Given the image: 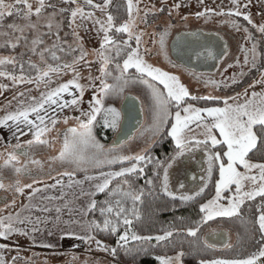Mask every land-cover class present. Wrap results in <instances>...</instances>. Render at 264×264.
I'll use <instances>...</instances> for the list:
<instances>
[{"label": "rangeland", "instance_id": "374dc122", "mask_svg": "<svg viewBox=\"0 0 264 264\" xmlns=\"http://www.w3.org/2000/svg\"><path fill=\"white\" fill-rule=\"evenodd\" d=\"M7 2L14 3V0H7ZM29 2L33 4V9L38 6L37 0H29ZM46 3L51 5L47 6ZM134 3L138 4L139 7V14L136 16V27L134 31L136 33H144L142 36L141 52L143 54L144 49H148L147 54H145V59L150 64L179 76L181 82L187 86L191 96L218 97L220 99L217 100H221V104L211 107H223V100L225 98L235 97L238 98L240 103H243L245 99L243 93L245 90H247L249 96H251V93L254 91L258 93L264 91V84L257 83V81L261 79L262 73H264V35L258 31V26L264 24V0H250V2L249 0H240L241 11L251 14L252 23H249L243 15L237 17L215 14L222 11L227 12L229 9H232L234 7L233 0H134ZM93 4L100 3L93 1ZM176 4H179L180 7L176 8ZM244 5H248L247 9L243 7ZM77 6L78 5L69 11L70 14L65 17L64 13L66 10L61 7L59 0H45V7L40 16H36L33 11L30 21L23 18V13L20 15L15 14V18L17 17V19H14L12 16V19H10V16H5L3 20L0 21V44L10 42L9 45L11 48H15L14 52L9 48L1 49L0 58L12 57L16 61L14 64L0 65V71L10 72L18 78L22 75V73H20L21 65L23 66V72L25 70L29 72L32 71L33 73L36 72L34 77H38V69L47 70L49 65L55 68L57 66H63L64 64H72L73 60H76L80 56L81 46L83 50L87 52L85 59L79 60L74 65L76 72L79 73V81H85L83 82L85 83V92L82 101L78 107H66L61 109L52 106V108L48 110L47 115L49 117H58L55 128L43 137L50 142L49 144L34 143L29 146L27 141L32 140L33 136L26 125L21 124V131H17L15 124L10 121L8 128L10 132L9 135L6 134V130H1V125L0 142L5 139L7 142L1 147L0 161L8 160L9 152H15L17 156L22 154L28 155L29 159L27 163L19 159L15 163H11L7 166L4 164V161L1 166L0 182L3 183L4 187L0 188V214L11 210L14 211L17 208V202L22 199L24 200L26 195L35 191L34 189L38 187L37 185L42 184L38 181L39 177L46 176L49 173H64L65 171L75 170L74 165L61 162L59 159H53V157L59 156L63 146V138L60 137L59 134L66 126H68L69 129L70 126L75 123L72 121V119L75 120V115H81L82 111L87 112L88 109H91L99 93L100 80L97 78L101 77V62L97 58V52L100 50L101 44L103 43L104 32L100 29V24L95 21H106L107 13H111L114 17L115 25L119 27L121 23L129 18L127 0H114L113 2L111 0V3L103 11L91 5L96 11L91 10L85 12L93 13L91 18H81L77 15L73 22L71 13ZM206 8L214 10L213 13L201 17L196 16L197 12H202ZM146 12L148 13L147 17H145ZM133 15L135 16L136 14L133 13ZM65 19H68L69 22L67 26ZM231 21H235L238 27H234ZM30 22L34 23L36 27H28ZM12 24L18 25L23 31L21 32L17 29L10 28L9 25ZM49 24H51V27L48 26ZM195 28L218 33L227 46L226 55L219 67L213 72H199L188 69L179 65V63L175 62L172 58L171 43L173 36L176 33ZM165 29L168 30V36L165 41V49H161L158 42L160 38L158 34ZM245 29H248V32H245ZM249 33H251L255 40L248 38ZM110 35L117 41H120L121 38L122 40L128 39L126 33H117L115 30H113ZM34 39L42 41V43L35 45V52L32 51L34 47L32 41ZM254 42L257 43L258 53L257 66L255 68L252 67L250 55L249 63H244L246 55L245 49H250ZM13 44L16 46L12 47ZM135 46V42L133 41L132 47L134 48ZM105 47L108 49L109 54L115 56L111 46L106 45ZM27 50L29 52L25 54ZM165 51L167 55H165ZM41 52H43V59H41ZM53 53L55 57H57L56 59L53 58ZM125 58L126 56L124 53L119 57H115L113 62L108 65L107 70L113 75H118L119 71L116 69V64L119 63L122 65ZM32 65H36V67H32ZM229 65H231V67H229ZM241 72L244 74L241 75ZM74 75L75 73L72 72L71 69L62 68L61 71L50 76V80H48L47 83L40 81L47 85H37L39 82H33V84L28 83L26 85L24 84L25 81L20 82L19 79H17V81L14 82L9 81L7 76H0V103H2V97H5L14 86H17V88L19 87L20 89L18 88L16 90L20 94L13 99L14 107L11 111L15 112L32 104V97H36L37 100H39L42 93H46L56 88L58 85L73 79ZM127 75L132 78L139 76L134 69H130ZM145 79L150 78L145 77ZM108 82L114 83L111 77H109ZM93 84L95 87H93ZM250 85L252 86L250 87ZM157 86L162 88V86ZM13 92L12 90L11 93ZM72 92H78L79 94V90L74 87L72 88ZM238 94L240 95L238 96ZM65 95L68 96V99H66ZM100 95L103 96V94ZM128 95L133 96L139 103L142 114L141 123L133 127L132 137L124 140L120 144H106L96 135V140L104 146L102 152L99 153L101 158L105 155L146 154L166 129H168V132L170 131L171 124L174 123L173 115L169 118L168 123L162 130L154 135L156 121L151 91L145 84L140 83L138 80L136 83H130L122 94H110L103 97L105 107L118 106V104H121L120 107L122 108L125 102H127ZM64 96L65 100L70 101L72 98L68 93H65ZM187 99H190V97L186 98V100ZM61 102L63 103V101ZM233 102L232 99H229V103ZM6 107H9V105H6ZM45 107L48 108L47 105ZM172 111L174 114L175 109L173 108ZM43 114L44 113H42V115ZM65 117L68 118L67 123H64ZM49 127H51L50 124ZM192 127L195 129V125H192ZM196 131L199 132L200 130L196 129ZM17 144H20L21 147L16 148L15 146ZM203 147L204 145L193 147L190 151H186L183 156L174 155V158H171L172 161L169 164L171 167L168 172L173 175L169 180L172 182L175 191H181L180 189H184V187L187 189L186 186L191 182L194 184L196 183V187H192L191 190L195 188L196 190H200V188L204 187L206 184V177H204L206 171L202 169V162L204 158L208 160L210 151L208 153ZM92 151L95 152L96 150ZM33 161H39V163H33ZM129 162L130 161H124L122 163L117 162L111 166L105 165L102 168H95L90 165H85V167H87V172H92L94 170L117 167ZM128 166L130 167V165ZM15 168H21L22 171L16 173ZM200 169L202 170L199 171ZM240 171H244L242 166L240 167ZM76 173L86 172L76 170ZM17 181H19V185H17ZM25 185H31V187H24ZM181 185H183V187H181ZM17 186L24 187L23 193L16 191ZM114 186L113 191L117 188H121L125 192H132L128 184L124 181ZM247 188L248 186H246L245 190H247ZM226 191L228 190L222 193V197H225V199L220 201V203L225 206L230 203V200L227 198L235 194V186L230 190V194L225 195ZM162 192V187L155 190L157 194H161ZM206 192L207 191H205L204 195ZM215 195L209 200L213 199ZM117 197L119 199L121 198L120 196ZM126 200L128 202L131 201V199ZM209 200L203 204L207 203ZM262 204H264V198L261 197H257L255 200H246L241 206L238 215L231 217H215L210 221L203 222V224L198 227L199 231L195 236L190 235L188 231H186V237L184 236L185 239L175 236L173 233L172 237L168 238L166 241H157L153 237L150 241L129 239L126 245L123 244V242H117V244L112 246L103 242L109 246V248H116L115 255L110 251H104L103 248L98 247L87 249L78 255H74L71 252H51L49 254L48 252H38L24 248L18 240H14L13 237L8 236L7 238L0 237V245H6V247H0V257L4 259L5 264H133L132 258L134 256L148 249H154L157 254L155 256L157 260H159V257H171L173 258L172 264H200L201 261L246 259L253 253L258 252L260 248H264V233H261L263 238L262 241L256 243L249 254H233L231 252L237 245L235 242L236 233L234 234L231 227H235V224L241 223L243 220L251 217L254 218L258 226V216ZM128 231L130 235L133 232L132 230ZM218 235L221 237L214 243L208 241V237ZM201 245L206 247L203 252L198 250V247ZM98 252H100L99 255H97ZM181 252H183L184 255L177 261L175 258ZM106 254L109 255L110 259L103 258ZM207 254L211 255L212 258L204 257ZM97 256H101L102 258H99L97 261ZM59 261H61V263H58ZM261 261H264V258H261Z\"/></svg>", "mask_w": 264, "mask_h": 264}, {"label": "snow or ice", "instance_id": "6c2138e0", "mask_svg": "<svg viewBox=\"0 0 264 264\" xmlns=\"http://www.w3.org/2000/svg\"><path fill=\"white\" fill-rule=\"evenodd\" d=\"M85 3L103 11L111 3V0H104L103 5L93 4V0H85ZM37 4L38 6L33 9V4L30 3L29 0H14V3H9L7 0H0V21H2L5 16H12L14 14L20 15L21 13H23V18L25 20L30 21L33 11L36 16H40L45 7V0H37ZM233 4L234 7L227 12L222 11L215 14L237 17L243 15L249 23H252L251 14L241 11L240 0H233ZM247 6L248 5H244L243 7L247 9ZM175 7L179 8L180 5L176 4ZM213 11L212 9L206 8L202 12H197L196 16H205L206 14L213 13ZM127 12L129 18L121 23L119 27L115 25L114 17L111 13H107L106 21H95L100 24V29L104 32L103 43L101 44L100 50L97 52V58L101 62V77L97 78L100 80L99 93L91 106V110L88 112H81L84 119L76 117L77 126L69 128L63 133L62 149L59 156L53 157V159H59L61 162L75 166V170L65 171L63 173V175L70 178L75 176L76 170L87 172V167H85V165L102 168L105 165L111 166L117 162H132L130 167H121L119 171L100 172L99 177L102 179V183L95 185L96 191L98 192H105L115 177H125L129 174L143 173L144 168L140 165L151 161L152 158L149 155L139 153L133 155H105L101 158L99 153L102 152L104 146L95 139L92 131L98 116L102 117L105 125L109 127L115 129L119 126L120 111L114 106L105 107L103 97L110 94H122L130 83H136L138 80L140 83L145 84L151 91L156 121L154 135L160 132L168 123L169 118L174 115V123L171 124L169 135L175 141L177 156H183L186 151H190L193 147H198L200 145H204L205 148L209 146L213 149L216 146H220L221 148V151L210 152L208 155L209 179L211 178L213 166L217 161L219 162V179L216 181L215 197L200 206L201 211L205 213L201 222L210 221L215 217H231L238 215L241 206L246 200H255L257 197L264 198V162H253L250 158V153L258 149V141L261 146L264 147V91L259 93L254 91L251 93V96H249L247 90H245L243 93L245 97L243 103H240L238 98L235 97L225 98L223 100V107H196L192 103H186V98L189 97L192 100H217L220 98L213 96H191L187 86L181 82L179 76L150 64L145 59V54H147L148 49H144L143 54L141 52L142 36L144 33H136L134 31L136 27V16L139 14L138 4L134 3V0H127ZM133 13L136 15L134 16ZM71 15L74 22L77 15L81 18H91L93 13H85L83 8L77 6V8L72 11ZM147 15L148 13L146 12L145 17H147ZM231 23L234 27H238L235 21H231ZM48 26L51 27V24ZM9 27L21 32L23 31V29L16 24L9 25ZM28 27L35 28L36 25L30 22ZM113 30L117 33H126L128 39L121 41L115 40L113 36L110 35ZM258 31L264 35V24L258 26ZM245 32H248V29H245ZM158 35L160 37L158 41L160 47L161 49H165L168 30L165 29ZM248 38L255 40L251 33H249ZM133 41L136 45L134 48L132 47ZM39 43H42L39 39H34L32 41L34 46L32 49L33 52H35V45ZM106 45L112 47L115 56L109 54L108 49L105 47ZM15 46V44L12 45V47ZM122 53H124L126 58L123 60L122 65L119 63L116 64V69H118L119 74L113 75L107 70L108 65L113 62L115 57H119ZM245 53L244 63H249L250 55L252 67L255 68L258 60L257 43L254 42L250 49L246 48ZM40 55L41 59H43V52H41ZM165 55H167L166 51ZM208 55L215 58L211 50H208ZM86 56L87 52H85L81 46V54L76 60H73L72 64H64L63 66H57L55 68L49 65L47 70L38 69L37 79L45 83L50 80L51 73H57L61 71L62 68L71 69L75 75L73 79L58 85L56 88L46 93H42L39 100H37L36 97H32V104L15 112H9L3 118H0V125L8 127L9 121H11L15 124L17 131H21V124L26 125L33 136L32 140L27 141L29 146L34 143L49 144L50 142L43 137L55 128L58 117H49L47 112L52 106L61 109L79 106L85 92V85L79 83V73L75 71L74 65L79 60H84ZM53 58H57L54 53ZM15 62V59L12 57L0 58V65L14 64ZM32 67H36V65H32ZM229 67H231V65H229ZM130 69H134L139 76L136 78L128 76L127 73ZM21 73H23L22 65ZM240 74L243 75L244 73L241 72ZM0 76H7L14 82L17 81V79H19L20 82H24L25 80L23 75L18 78L12 73L4 71H0ZM109 77H111L114 83L108 82ZM145 77L150 79H145ZM28 82L32 83L33 80L29 78ZM257 83L264 84V73H262L261 79L257 81ZM157 85L162 86V88ZM251 86L252 85H250V87ZM73 87L79 90L78 95L72 92ZM93 87H95L94 84ZM65 93L72 96L70 101L64 99ZM100 94H103V96ZM239 95L240 94H238V96ZM229 99H232L234 102L229 103ZM61 101H63V103H61ZM46 105L48 108L45 107ZM173 108L176 109L174 114L172 111ZM42 113L44 114L42 115ZM67 122L68 118L65 117L64 123ZM49 124L51 127H49ZM192 125H195V129ZM257 126H259L260 136L254 131V128ZM196 129L200 131L197 132ZM15 147L20 148L21 145L17 144ZM225 148L226 150H224ZM92 150L96 151L93 152ZM18 160L19 157L15 152H9L8 160L5 161V164L7 166L13 161ZM33 163H39V161H33ZM241 166L244 171H240ZM169 167H171V165H169ZM21 171V168H15L16 173H20ZM86 179L93 180L97 179V177L86 176ZM124 182L126 184L129 183L127 180ZM16 183L19 185V181ZM57 183H60V181H57ZM75 183L81 182L75 181ZM148 183H152V181L149 180ZM233 186H235V194L227 198L230 200V203H228L227 206L221 204L220 201L225 199V197H222V193L225 190H231ZM246 186H248L247 190H245ZM3 187V183L0 182V188ZM24 187H31V185H25ZM24 187L17 186L16 191L23 193ZM129 187H131L130 184ZM181 187H183V185H181ZM163 190L169 196L174 195L168 188L167 170L164 172ZM36 191H40V189H36ZM203 191L204 188L201 187L200 190L195 193V196H200ZM110 195L112 197L120 196L121 198L116 199L114 203L109 200L104 201L105 207L100 208L101 215L105 217L103 222L101 223L96 220L90 221L87 226V233H91L95 230L118 232L120 219L122 217L126 230L119 236L118 243L123 242V244L126 245L129 239L137 241L152 240L153 237L151 236H140L135 232H132L130 235L127 230L131 227L133 221L129 219L127 215L129 210L125 206L126 199H131L133 204L131 211L134 215H138L136 213L135 204L140 200L142 191L134 194L131 191L125 192L121 188H117L111 191ZM195 196L184 195L181 196L180 199L182 201H188L194 199ZM96 206L97 202L92 200L88 207L89 210H91L95 209ZM59 211L60 210L57 209V212ZM110 217H115V219ZM12 220L13 217L11 215L0 217V237L7 238L13 232L21 231L13 227L11 223ZM20 222L23 223V221ZM75 223L79 222L76 221ZM258 226L261 233H264V204L261 205V211L258 216ZM35 231H37V229L34 227L33 232ZM187 231L190 235L195 236L199 228L190 227ZM24 234L26 235L27 233ZM65 235L76 234L74 232H68L65 233ZM172 235V231L166 230L163 235H158L155 239L157 241H166L168 238L172 237ZM78 239L95 241L98 248H103L104 251H110L113 255L116 253V248H109L103 241L96 240L93 235L86 234L84 236H79ZM0 247H6V245H0ZM183 255L184 253L181 252L175 259L179 261L180 257ZM261 258H264V248H260L258 252L253 253L246 259L201 261L200 264H264ZM158 259L161 261V264H172L173 262V258L171 257H159ZM0 264H5L2 257H0Z\"/></svg>", "mask_w": 264, "mask_h": 264}, {"label": "trees", "instance_id": "16d2710c", "mask_svg": "<svg viewBox=\"0 0 264 264\" xmlns=\"http://www.w3.org/2000/svg\"><path fill=\"white\" fill-rule=\"evenodd\" d=\"M93 1H96L97 3H100L102 5L104 4V0H93ZM113 1L114 0H112V2ZM59 3L61 4V7L64 10H66V12L64 13L65 17L70 14L69 11H71L76 5L83 8L84 12L91 11V10L96 11V9L91 7V5L86 4L85 0H59ZM48 5H51V4H47V6ZM53 7L56 8L55 6ZM12 17H14V19H17V17L15 18V14L12 15ZM10 19H12L11 16H10ZM65 21H66V26L69 25L68 19H65ZM20 39H25V38H20ZM121 40L122 38L120 39V41ZM9 43L4 42L0 44V50L9 48L11 51L14 52L15 48H11ZM27 52L29 51L28 50L25 51V54H27ZM35 74L36 72L33 73L32 71L29 72L25 70L22 73L24 77L25 76L27 77V78L25 77L24 84L29 83L28 82L29 78H31L33 82L40 83L37 77H34ZM52 75H54V73L50 74V76ZM7 79L9 81H13L10 78H7ZM18 88L17 86H14L12 90L17 91L16 89ZM221 102H222L221 100H207V99L192 100L191 98L186 100V103H192L199 107L218 106L221 104ZM116 108L118 109V107ZM120 120H121V116H120ZM120 120H119V123H120ZM117 130H118V127L115 129L112 127H109L105 125L102 117L98 118L95 131H96L97 137L104 143L111 144L115 138V134L117 133ZM254 131L257 132L258 136L261 135L259 126L254 128ZM205 149L210 152L221 151L220 146H216L214 149L209 146L208 148H205ZM224 150H226V148ZM176 153H177V149H176L175 141L169 135L168 129H166L160 135V137L155 141L152 147L146 152V154L149 155L152 159L150 162L142 163L140 165L141 167L144 168V172L139 173V174H129L125 177L120 178V180H123V181L127 180L129 182L128 186L129 184L131 185L130 189L132 190L134 194L140 193L142 191L140 200L137 201L135 204L136 213L138 215H134L131 211L133 207L132 201L128 202L126 200L125 206L129 210L127 212V215H128V218L133 221L131 227L127 230H130V231L132 230L133 232H135L137 235H140V236H151L154 238L158 235H163L164 231L167 230V231H172L175 236L185 239L186 231L188 228L199 227L200 225L203 224V222L201 221L205 213L201 211L200 206L204 202L212 198L216 193V181L219 178L218 162H216L213 166L212 176H211L210 184H209L206 194L203 195L198 200L182 201V200L175 199L172 196L165 195L163 193L161 194L152 193V188L154 187L155 183L159 179L160 169L165 164H167V162L171 160V158ZM250 158L253 160V162H264V147L261 146L259 141H258V149L250 153ZM131 163L132 162L125 163L115 168H121V166L126 167L128 165H131ZM62 175L57 174V173H53V174L49 173L48 175L44 177H39L38 181L42 184L37 183L39 185H37L38 187L36 189H40V187H42L43 184L47 182L49 183L53 180L61 179L59 177ZM63 178L66 179L68 178V176H64ZM149 180H151L152 183H148ZM115 181H113L111 186H109V188L106 189L105 192H100L95 196L94 200L97 202V206L95 209H91L89 211L88 222L96 220L102 223L105 217L101 215L100 208L105 207L104 201L109 200L112 203H114L116 199H119L117 196L112 197L110 195V192L113 191L112 187L116 183ZM228 194H230V190L225 192V195H228ZM27 197L28 195H26V197L24 198H27ZM16 204H17L16 207L20 205L19 202H17ZM110 218L115 219V217H110ZM231 228L234 234L236 233L235 242L237 245L236 247L233 248V251L231 252L233 254H236V253H239L241 255L249 254L252 248L255 247V244L260 243L263 239L261 236V232L258 226L256 225L254 218L252 217L243 220L241 223L239 222L235 224V227L232 226ZM125 230H126V227L124 226L123 218L121 217L118 232L95 230L92 232V235L95 236L97 240L103 241L104 243L114 246L115 244H117L119 240V236L122 235ZM9 237H11V234L9 235ZM205 248H206L205 246L201 245L200 247H198V250L203 252ZM156 255L157 254L154 249L153 250L148 249L134 256L132 258V263L133 264H161L160 260H157L155 258ZM204 257L212 258V256L208 254L205 255Z\"/></svg>", "mask_w": 264, "mask_h": 264}, {"label": "crops", "instance_id": "0c3cea01", "mask_svg": "<svg viewBox=\"0 0 264 264\" xmlns=\"http://www.w3.org/2000/svg\"><path fill=\"white\" fill-rule=\"evenodd\" d=\"M79 82L83 85L85 84L83 83L85 81H79ZM29 84H33V83H29ZM40 84L47 85L44 84V82H40L37 85ZM11 91L8 92L5 95V97H2L3 100L2 103H0V118L4 117L7 113L12 111L14 107L13 99H15V97L18 94H20L18 93V91H14L13 93H11ZM75 93L78 94V92ZM66 99H68V96H66ZM6 105H9V107H6ZM120 106L121 104H118V106L116 107H118V109L120 110L121 109ZM90 110L91 109H88V111ZM75 116L84 119V117L79 114ZM98 118L99 116L97 117V120L94 123L92 129L94 137L96 136L95 129ZM72 121H74L75 123H73L70 126V128L77 126V120L72 119ZM121 122H122V114H121V120L118 126V130L120 128ZM9 125H10V121H9ZM8 128L9 126L6 128L2 126L1 130L2 131L6 130V134L9 135L10 132ZM67 130H68V126H66L62 130L59 136L63 138V133H65ZM5 142H7L6 139L0 142V150L1 147L5 145ZM18 156L19 159H22L23 162L27 163L29 159L28 155L22 154ZM4 161L5 160L0 161V168L3 165ZM15 162L16 161H13L12 163ZM114 168L115 167L108 169L94 170L92 172H86V173H76L75 176L71 178L68 177L66 179L63 178L65 176L62 175L63 173H58L56 171L57 174L62 175L59 177L61 179H56L49 183L47 182L43 184V186L40 187V191L35 190L34 192L29 193L27 198H24V200L23 199L20 200L19 201L20 205L17 206V208L14 211L11 210L12 212L11 211L3 212L0 214V217H6L9 215L13 217V220L11 221L13 227L18 228L21 231L13 232L11 234V237H13L14 240H18L21 246H23L24 248L32 249L38 252H48L49 254L51 252L54 253L71 252L74 255H78L79 253H82L87 249H92L94 247H97L95 241L81 240L78 239V237L84 236L86 234L92 235V232L87 233V226L89 223L88 213L90 211L88 206L91 203V201L95 199V196L98 193H100L96 191L95 188L96 184L102 183V179L99 177L100 172L120 170V168L118 169L116 168L114 169ZM165 170H167V173L169 174L168 171L170 170V167L165 166L162 169L163 175L161 173L159 177V179L162 182L158 181L155 183L154 187L152 188L153 194H157L155 193V190L157 188L160 189L161 187L163 191L162 193H166L163 190ZM199 171H201V169ZM86 176L97 177V179L89 180L86 179ZM170 177L171 178L173 177L172 173L168 175V188L175 195H182V196L194 195L197 192L198 189L196 190V188L191 190L192 187L193 188L196 187V183L194 184L193 182H191L189 185L186 186L187 189H185L184 187V189H180L181 191H177V190L175 191L174 187L172 186V182L169 180ZM120 178L121 177L113 178L112 183L115 180L117 181H115L116 183L114 185L120 182L123 183V180H120ZM57 181H60V183H57ZM75 181H80L81 183H75ZM111 184L109 186H111ZM57 209H59L60 211L57 212ZM20 221H23V223H21ZM76 221H78L79 223H75ZM34 227L37 229V231L35 232H33ZM68 232H74L76 235H65V233ZM24 233L27 234L25 235ZM99 254L100 252L97 253V255ZM99 258L102 257L97 256L96 260L98 261ZM103 258L110 259L109 255L107 254L103 256ZM58 263H61V261H59Z\"/></svg>", "mask_w": 264, "mask_h": 264}, {"label": "flooded vegetation", "instance_id": "af4514ba", "mask_svg": "<svg viewBox=\"0 0 264 264\" xmlns=\"http://www.w3.org/2000/svg\"><path fill=\"white\" fill-rule=\"evenodd\" d=\"M219 39L224 41L218 33H215L213 31H206V30H203L201 28H195L192 30H187V31H182V32L176 33L173 36L172 43H171L172 58L174 59L173 53H177V55H185V56H189V57H194L196 59V62H199V64L207 63L211 59V57L208 55V50H211L214 53L216 51V49L218 48V45L220 44ZM174 61L179 63V65L183 66L180 62L176 61L175 59H174ZM188 69H190V68H188ZM134 100L135 99L133 98V96L128 95L127 102L130 103V105H131L132 101H134ZM132 105H133V103H132ZM140 111H141V109H139L136 106V104L134 106H130V110L128 111V118L130 119V121L134 117L138 118L141 115ZM130 125L128 124V127ZM170 162L166 166H169ZM202 165H203L202 169H205V171H206V174L204 177H206V184H207V181L209 179V175L207 172L208 160L204 158ZM161 173H162V171L160 172V175H161ZM162 175H163V173H162ZM158 181L160 182L161 180L159 179ZM204 184H205V182H204ZM170 188H171V186H170ZM164 194H166V193H164Z\"/></svg>", "mask_w": 264, "mask_h": 264}, {"label": "water", "instance_id": "95a60500", "mask_svg": "<svg viewBox=\"0 0 264 264\" xmlns=\"http://www.w3.org/2000/svg\"><path fill=\"white\" fill-rule=\"evenodd\" d=\"M219 41H220V44L218 45V48L214 52L215 58L211 57V59L207 63L199 64V62H196V59L194 57H189L185 55H177V53H173V57L176 61L180 62L184 67H187L195 71H199V72H213L219 67L220 63L222 62L227 52V47H226L225 42L222 41L221 39H219ZM132 103L130 105V103L125 102V104L121 108L124 119H123L122 126L120 128V132L117 134L116 139L112 143L114 145L120 144L124 140L130 139L132 137L133 127H136L141 123L142 114L138 118L137 117L132 118L131 121L128 118V111L130 110V106H134L136 104V106L140 109L139 103L136 100L132 101ZM128 124L129 125L131 124V125L128 127ZM209 184H210V179H208L207 184L203 187L204 191L201 193V195L195 196L194 194L193 196H195V198L189 201H195L201 198L204 195L205 191L208 190ZM176 197L174 198L181 200L180 196H176ZM220 237H221L220 235L211 236V237H208V241H210L211 243L212 242L214 243Z\"/></svg>", "mask_w": 264, "mask_h": 264}]
</instances>
